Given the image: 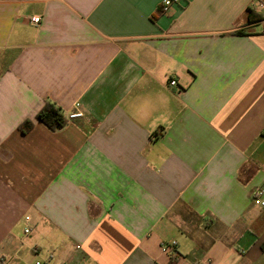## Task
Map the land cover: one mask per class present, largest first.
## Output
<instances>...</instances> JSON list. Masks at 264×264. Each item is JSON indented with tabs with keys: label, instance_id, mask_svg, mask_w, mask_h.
<instances>
[{
	"label": "crops",
	"instance_id": "1",
	"mask_svg": "<svg viewBox=\"0 0 264 264\" xmlns=\"http://www.w3.org/2000/svg\"><path fill=\"white\" fill-rule=\"evenodd\" d=\"M163 1L0 0V264H264V0Z\"/></svg>",
	"mask_w": 264,
	"mask_h": 264
},
{
	"label": "trees",
	"instance_id": "2",
	"mask_svg": "<svg viewBox=\"0 0 264 264\" xmlns=\"http://www.w3.org/2000/svg\"><path fill=\"white\" fill-rule=\"evenodd\" d=\"M37 119L53 131L65 127L69 120L60 107L49 101L46 102L44 107L39 111ZM33 127V121L27 120L20 125V131L27 133L32 130Z\"/></svg>",
	"mask_w": 264,
	"mask_h": 264
},
{
	"label": "built area",
	"instance_id": "3",
	"mask_svg": "<svg viewBox=\"0 0 264 264\" xmlns=\"http://www.w3.org/2000/svg\"><path fill=\"white\" fill-rule=\"evenodd\" d=\"M184 0H164L163 1V11L168 12L169 9L174 5V4H179L181 2H183ZM40 17H34L31 19V22L34 24H37L40 22ZM177 84V82L175 80L171 81V85L175 86ZM84 116V113L82 111H76L74 113H71L69 115V120H74V119H78V118H82ZM253 202L256 206L260 207V208H264V189H259L257 190L254 195H253ZM177 243L173 242L170 244H165L163 246V251L165 253H171V251L173 250L174 247H176ZM37 264H42V263H37Z\"/></svg>",
	"mask_w": 264,
	"mask_h": 264
}]
</instances>
